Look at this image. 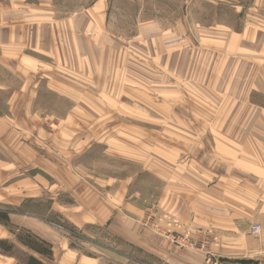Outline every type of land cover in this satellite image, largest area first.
Returning <instances> with one entry per match:
<instances>
[{
  "label": "rangeland",
  "instance_id": "1",
  "mask_svg": "<svg viewBox=\"0 0 264 264\" xmlns=\"http://www.w3.org/2000/svg\"><path fill=\"white\" fill-rule=\"evenodd\" d=\"M5 1L0 0V5ZM99 1L103 0H53L56 18L85 13ZM249 1L240 0V3L246 6ZM106 2L108 15L105 25L103 22L98 25L97 20L95 30L91 31L92 25L88 27L87 22L79 24L83 35L81 50H86L89 55L79 58L78 67L74 64V72L69 67L51 69V60L47 62L46 69L32 72L30 81L40 83L41 93L33 107L41 112L44 121L36 132L42 128L46 137L41 145L34 138L30 140L32 147L41 153L32 157L33 167L0 168L3 172L0 176V210L14 213L15 223L40 225L60 239H69L71 247L82 256L104 257L105 264H121L120 259L108 253L103 246L129 256H135V249L129 246L118 249L123 245L113 230L88 223L89 212L95 214L106 193L105 180L134 177L129 187V198L135 200L136 196L139 197V203H145V207L153 200L164 198V193L182 196L184 189L171 187L169 183L171 164H182L183 157L188 155L197 159L200 148L190 154L174 149L171 152V145L178 148L184 142L179 133H174L177 135L175 140L171 137L173 130L184 126L191 128L195 133L189 137L193 143L191 146L197 147L206 140L209 144L206 154L210 159L209 154L215 155V138L211 137L210 129L223 115L239 114L241 128H249L250 125L253 129L264 130L256 119L249 121L253 115L257 117L264 112V94L257 92L249 96L247 67L241 64L239 75L243 73L241 80L246 81L245 88L239 89L241 104L234 106L227 102V95L236 97V90L234 94L227 92L230 75L225 79L218 74L219 65L225 64L227 57L222 61L217 51L227 54L232 30L241 31L248 27L247 14L239 15L231 4L220 0ZM153 20L158 24L145 25ZM86 28L87 31L84 30ZM162 33L171 34L167 37L171 41L169 44L167 39L157 42L156 35ZM217 38L224 40L217 43ZM168 45L170 49H166ZM169 67L171 71H168ZM50 74L58 82L64 81L68 87L49 90L52 83ZM249 99L256 107L249 104ZM232 123H237L236 119ZM256 138L255 143L261 151L255 154L254 162L263 168L264 138L258 135ZM26 160L29 162L28 158ZM21 162L22 159L17 165ZM40 162V168H35V163ZM206 166L209 167V175L218 170L215 162L208 160ZM177 167L172 172L180 182L189 170H193ZM157 170L160 178L154 174ZM255 174L264 175L262 169L255 170ZM36 175H40L44 182L34 179ZM209 175L205 174L208 180L206 187L212 189L217 181ZM188 176L192 179L189 188L199 184L193 176ZM27 178H32L33 183L21 185V188L15 186ZM83 180L84 185L77 187ZM255 182L257 190L263 192L258 180ZM13 187L15 190L10 189ZM240 187L247 192V187L241 184ZM152 213L156 215L148 217L146 222L151 227L162 228L161 215H157L156 210ZM15 223L14 227H21ZM174 223L171 222V234L183 236L181 231L173 230ZM0 226L7 231H1L7 240L16 244L17 240L9 229ZM168 229L163 228L166 236ZM192 235L198 242L199 237L207 239L210 250H213L211 233ZM171 244L181 250L187 249ZM28 254L24 249H16L17 264H23Z\"/></svg>",
  "mask_w": 264,
  "mask_h": 264
},
{
  "label": "crops",
  "instance_id": "2",
  "mask_svg": "<svg viewBox=\"0 0 264 264\" xmlns=\"http://www.w3.org/2000/svg\"><path fill=\"white\" fill-rule=\"evenodd\" d=\"M220 1L231 4L239 15L247 14L248 16L246 22L248 27L241 31L232 30L229 35L227 54L224 55L217 51L221 54V60L227 57L224 59L226 63L219 65L218 74L224 76L225 79L230 75V80H226L227 92L234 94L236 90V97L229 98L227 95V102L239 106L241 104L239 89L245 88L246 85V81L241 80L243 73L239 75L241 64H246L247 67L249 96L257 92L264 94V0H250L246 6L241 5L240 0ZM99 2L87 8L85 13L69 14L71 17L64 19L56 18V7L53 0H36V2L6 0L1 2L4 4L0 5L1 169H16L29 165L33 167L32 157L40 156L41 153L34 149L30 142L34 138L35 142L41 145L46 137L42 128L36 132L43 119L41 112L33 107L41 94L40 83L33 84L30 76L34 70L41 71L44 67L46 69L47 62L50 60L54 65H51V69L69 67V70L74 72V64L78 67L79 58L89 55L86 50H81L80 43L83 35L79 24L81 21L87 22L88 27L92 25L91 31H94L97 20L98 25H102V22L105 25L107 22V2L106 0ZM157 24L158 22L154 20L145 23V25ZM87 29L84 30L87 31ZM156 36L158 43L165 39L168 44L171 42L167 38L171 37V34L162 33ZM216 40L220 43L224 39L217 38ZM162 47L165 48L163 44ZM159 49L160 51L162 49L160 45ZM166 49H170V45ZM168 71H171L170 67ZM48 76L52 82L50 88L47 87L49 90L55 91L68 87L64 81L58 82L52 74ZM53 78L55 81L52 80ZM249 104L256 107L250 99ZM235 119L237 123H232ZM254 119L260 124L259 126L264 127V112L259 113L257 117L253 115L249 121H254ZM241 121V116L234 113L225 114L217 120V125L210 129L211 137L215 138L213 149L215 155L209 154L210 159L206 154L209 149L206 140L199 143L197 147L191 146L193 143L190 142L189 137L195 135L191 128L184 126L182 129L173 130L171 137L175 140L176 134L179 133L183 136L184 142L182 146H177L178 148L171 145V152L174 149L180 153L190 154L200 148V156L197 159L188 155L183 157L182 164H171V182L169 183L171 187L183 188L182 196L172 193L171 196L169 194L167 196L164 193V198L153 200L151 205L145 207V203H139V197L136 196L135 200L129 198V187L134 177L105 180L106 184L103 186L106 188V193L99 201L95 214L91 215L89 212L88 223L108 226L120 237L123 246L118 249L129 246L135 249V256H129L121 251L113 252L107 246H103L104 249L116 255L121 264L128 262L134 264H204L205 256L199 249L181 250L174 247L164 235L163 228H169L166 231L171 232V222H175L174 231H181L184 234L187 232L191 235L211 233L214 240L213 254L226 264H264V175L255 174L257 169H262L264 173V167L260 168L254 162L255 154L261 151L255 143L258 140L256 135L264 138V130L253 129L250 125L249 128L243 129L240 127ZM174 140H171V143ZM17 155L20 157L18 158ZM21 159V165H17ZM208 160L215 162L219 170L210 173L215 182L217 181L212 189L206 187L208 180L205 174L209 175V167L206 166ZM41 164V162L35 163L34 167L40 168ZM177 166L193 169L192 172L189 170L184 175L183 182L176 180L177 175L172 172L178 168ZM148 169L150 170V167ZM2 174L3 172L0 171L1 177ZM154 174L159 177V170ZM188 175L193 176L194 181L199 184L196 183V186L189 188L192 186V179ZM34 179L40 183L44 182L40 175H36ZM256 180L259 182L258 185L262 186L263 192L260 189H258L260 191L257 190ZM30 183H33V179L27 178L15 186L18 185V188H21V185H30ZM84 183L85 180L77 187H81ZM240 184L247 187V192L245 188L240 187ZM225 185L227 186L223 187ZM13 188L10 189L15 190ZM191 189L193 192L190 191ZM259 208L260 211H258ZM153 210L158 212L157 215H161L160 226L162 228L154 225L151 227L146 222L148 217L156 215L152 213ZM14 215V213L10 214L13 223H15ZM15 224L33 231L38 237L49 242L52 245L53 259H46L17 241L16 244L12 242L14 244L13 253L0 252V264H17L14 251L18 248L29 253L23 264H27L31 256L44 264H105L104 257L82 256L78 250L71 247L69 239H60L40 225L25 222ZM257 224L263 228L260 237L250 233L251 227ZM1 231L7 233L0 226V240H7V236H4ZM200 238L198 239L201 240Z\"/></svg>",
  "mask_w": 264,
  "mask_h": 264
},
{
  "label": "trees",
  "instance_id": "3",
  "mask_svg": "<svg viewBox=\"0 0 264 264\" xmlns=\"http://www.w3.org/2000/svg\"><path fill=\"white\" fill-rule=\"evenodd\" d=\"M0 224L9 229L16 240L28 247L37 254L43 256L46 259H53L52 245L35 235L31 230L24 227H14L11 221L10 213L4 210H0ZM73 247V246H72ZM14 248V244L9 240H0V252L10 253ZM27 264H44L34 256L29 257Z\"/></svg>",
  "mask_w": 264,
  "mask_h": 264
},
{
  "label": "built area",
  "instance_id": "4",
  "mask_svg": "<svg viewBox=\"0 0 264 264\" xmlns=\"http://www.w3.org/2000/svg\"><path fill=\"white\" fill-rule=\"evenodd\" d=\"M52 226L62 231H66L64 228H62L59 225L52 224ZM262 232H263V229L258 224L253 225L250 229V233L253 236H260ZM167 238L173 244H177L187 249H192V250L199 249L205 256L204 264H226L220 258H218L217 256L213 254V252L210 250L209 242L207 241V239H201L198 242L189 233L184 234L183 236H175V235H172L171 232H168Z\"/></svg>",
  "mask_w": 264,
  "mask_h": 264
}]
</instances>
